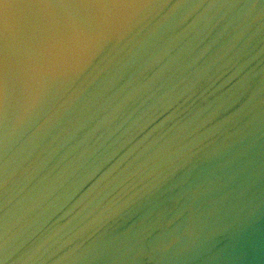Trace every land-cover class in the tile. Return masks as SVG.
<instances>
[{
    "label": "water",
    "instance_id": "95a60500",
    "mask_svg": "<svg viewBox=\"0 0 264 264\" xmlns=\"http://www.w3.org/2000/svg\"><path fill=\"white\" fill-rule=\"evenodd\" d=\"M0 264H264V0H0Z\"/></svg>",
    "mask_w": 264,
    "mask_h": 264
}]
</instances>
